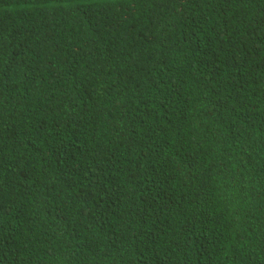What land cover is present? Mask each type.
<instances>
[{"label": "trees", "instance_id": "trees-1", "mask_svg": "<svg viewBox=\"0 0 264 264\" xmlns=\"http://www.w3.org/2000/svg\"><path fill=\"white\" fill-rule=\"evenodd\" d=\"M0 264H264V0H0Z\"/></svg>", "mask_w": 264, "mask_h": 264}, {"label": "clouds", "instance_id": "clouds-1", "mask_svg": "<svg viewBox=\"0 0 264 264\" xmlns=\"http://www.w3.org/2000/svg\"><path fill=\"white\" fill-rule=\"evenodd\" d=\"M147 242H149V241H147Z\"/></svg>", "mask_w": 264, "mask_h": 264}]
</instances>
